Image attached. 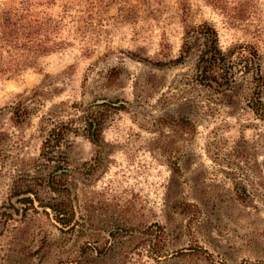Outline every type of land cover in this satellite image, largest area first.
I'll return each mask as SVG.
<instances>
[{
  "label": "rangeland",
  "instance_id": "374dc122",
  "mask_svg": "<svg viewBox=\"0 0 264 264\" xmlns=\"http://www.w3.org/2000/svg\"><path fill=\"white\" fill-rule=\"evenodd\" d=\"M65 9V45L0 80V264L264 262V120L247 106L250 76L216 93L195 79L196 51L168 65L201 22L222 50L262 52L264 0ZM52 127L61 138L42 146ZM66 197L69 228L40 206Z\"/></svg>",
  "mask_w": 264,
  "mask_h": 264
},
{
  "label": "trees",
  "instance_id": "16d2710c",
  "mask_svg": "<svg viewBox=\"0 0 264 264\" xmlns=\"http://www.w3.org/2000/svg\"><path fill=\"white\" fill-rule=\"evenodd\" d=\"M76 0H8L0 9V80L17 76L27 69L39 70L38 59L46 54L57 51L65 45L60 33L65 26L63 17ZM63 13V15H62ZM69 22L72 21V16ZM196 51L194 63L196 81L216 93L241 89L237 77L249 74L250 86L247 106L255 117L264 120V48H258L249 43H238L225 50L217 44L216 30L201 22L187 25L178 55L168 61L169 67L181 65L190 53ZM142 61H148L144 58ZM149 62V61H148ZM161 66L164 62H150ZM94 121V122H93ZM91 134L96 129L95 120H86ZM54 127L46 130L42 146L51 139L56 146L61 137ZM62 168L60 174H65ZM51 191L67 194L68 186L60 184L53 186V179L46 182ZM26 192L31 189H26ZM31 202L29 197L20 198ZM40 206L48 207L54 219L63 227H71L73 220V205L68 197ZM74 224V223H73ZM240 264H264V262L244 261Z\"/></svg>",
  "mask_w": 264,
  "mask_h": 264
},
{
  "label": "water",
  "instance_id": "95a60500",
  "mask_svg": "<svg viewBox=\"0 0 264 264\" xmlns=\"http://www.w3.org/2000/svg\"><path fill=\"white\" fill-rule=\"evenodd\" d=\"M102 102H104V101H100L99 103H102ZM67 171V170H66ZM69 188V187H68Z\"/></svg>",
  "mask_w": 264,
  "mask_h": 264
}]
</instances>
